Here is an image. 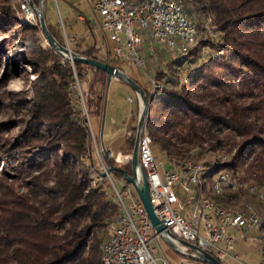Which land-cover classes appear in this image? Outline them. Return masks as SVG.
<instances>
[{
	"label": "trees",
	"instance_id": "trees-1",
	"mask_svg": "<svg viewBox=\"0 0 264 264\" xmlns=\"http://www.w3.org/2000/svg\"><path fill=\"white\" fill-rule=\"evenodd\" d=\"M187 1L211 17L223 35L218 42L202 39L189 54H179L181 65L188 64L202 44L219 52L193 67L180 86L163 85V77L169 74L156 70L150 78L162 87H143L149 99L146 131L168 160L189 155L191 146L186 143L201 146L208 141L218 147L224 138L217 137L215 129L235 132L242 139L236 155L228 161L206 163L203 189L207 190L216 173L230 169L235 176L264 186V137L260 134L264 125V0H184V4ZM10 29L14 34H7ZM31 29L0 0V57L7 55L16 36L22 40ZM74 50L121 68L116 60L98 53L95 40L83 50ZM25 59L35 69L31 97L13 99L25 114L0 123V133L21 127L14 137L0 138V154L19 162L17 174L0 172V264H104L105 241L100 246L101 240L93 235L116 221L120 209L105 182L93 185L90 180V134L80 100L74 97V82L75 74L83 76L82 67L91 71L86 109L89 118L101 116L105 102L101 87L106 88L107 74L39 47ZM193 86L203 92H193ZM239 97L251 100L243 104L237 102ZM133 135L135 127L129 130L124 147ZM124 147V154H130ZM31 150L36 153L32 155ZM4 158L0 156V165ZM107 163L130 173V159L120 165L110 156ZM112 172L123 177L118 170ZM241 197L245 194L227 193L219 200L230 204ZM261 253L264 264V239Z\"/></svg>",
	"mask_w": 264,
	"mask_h": 264
},
{
	"label": "rangeland",
	"instance_id": "rangeland-1",
	"mask_svg": "<svg viewBox=\"0 0 264 264\" xmlns=\"http://www.w3.org/2000/svg\"><path fill=\"white\" fill-rule=\"evenodd\" d=\"M33 3L35 6H39V0H36V2L33 1ZM5 4L9 5L17 14L21 24L28 25L32 27V29L26 32V35L22 40L17 39L16 36L14 42H11L10 44L7 55L0 57V100L4 102L3 104H0V123L6 121L10 117L20 119L25 114V110L23 108L18 109L14 106L13 101L14 98H23V96H26V98L29 99L31 97V81L34 78V74L32 73L35 69L27 63L25 57L31 56V51L37 47L43 52H50V50L54 52L55 50L48 44L42 33L38 17L33 10L32 5L31 13H29V0H5ZM41 5L46 25L49 29L50 24L52 31L51 29H49V31L60 44L68 46L72 51H75V48L83 50L87 44H91L92 41L95 40L99 47L98 53H104L106 38L97 23L99 15L93 12L90 2L86 0H42ZM185 7L188 13H190L189 15L191 19L197 23L199 35H201V38H205V22L208 15L205 16L201 13V10L196 8L192 1H187ZM212 25V32L217 36V39H215L214 42H218L223 33L220 30L215 29L213 23ZM136 29L141 36V42L138 45V49L142 64L138 65L133 60L125 59L124 56L120 58L121 62L117 61L115 63L119 62V66L125 71V73L131 78L136 79L139 84L145 88H150V77H154L156 70L159 69L165 70L169 74L168 77H163L161 81L163 85L180 86L186 81L187 74L193 67L198 64L200 65L202 62L208 60L212 54L219 52L217 48H213L210 44H202L196 54L192 56L193 59H190L188 64L182 63L181 65L180 61L182 62L183 58H179L180 53L167 49L157 40L151 38L149 30H141L137 25ZM13 32L14 29H10L7 34H14ZM200 44L201 42L199 39L198 45ZM144 49H147L146 56ZM58 53L63 56L60 52ZM82 68V77H77L75 74L74 97L77 96L80 100V107L82 108L83 116L88 126L90 134L89 146H91L89 147V150L92 154V167L94 164L96 166V148L100 151L101 157L106 164H108L107 158L112 156L120 165H122L130 159V152H132L135 138V135L131 136L129 144L124 147L127 130L134 126L136 132V124L141 111L139 109L134 116V111L137 106L136 92L123 79L118 77L112 78V80L106 84V88L105 86L101 87L102 95L105 97L102 115H92L89 118L86 109L85 95L87 93L92 73L90 70H85V67ZM192 90L193 92L198 93L203 92L200 87L196 86H193ZM206 99L208 98L204 96L202 100L206 101ZM236 100L239 103L247 104L250 102L251 98L244 99L239 97ZM220 105L221 104L217 102V106L219 107ZM20 128V125H17L5 133H0V138H12L18 134ZM215 133L217 137L224 138V141L218 147H211L208 141H204L201 146L199 144L186 143L184 146H191V149L188 152L189 155L184 153L178 160H168L166 153L152 142L151 149L159 163L160 170L162 171V166L168 169L169 161L173 162L174 165H183L190 157L204 164L231 160L237 153L239 144L242 140L241 137L224 127L221 129H215ZM260 134L264 137V125ZM103 147L108 152L110 151L107 157H104V153L101 151ZM123 147L127 152L130 150V154H126L128 156L127 158L123 155ZM35 153V150H31L32 155ZM0 156L1 158H4V154H0ZM13 157H16V155L14 154ZM123 157L124 160L126 159L125 162L122 160ZM18 165L19 162L17 158L14 160L4 158L3 163L0 165V172L5 171L7 173L17 174L19 169ZM243 168L244 166H240L242 172ZM113 175L116 185L120 188V181L123 177L117 174ZM95 176H97V174H90L91 182L95 180ZM101 182H105L108 185L107 179H103ZM107 188L108 192L111 193L112 188L109 185ZM20 191H22V189ZM254 202H256L257 206L259 205L256 199ZM173 207L176 208L178 206L177 204H174ZM262 213L264 214V212ZM113 225L114 222L111 221L93 235V237H98L101 240L100 246L101 243L107 239ZM228 232L234 234L235 230L230 227L228 228ZM263 234L264 233L259 230L254 229L247 233L246 238H236L233 249L234 252L240 256L244 264H262L261 242L262 239H264ZM259 237L263 238L260 240L258 239ZM160 242L166 257L170 261V263L167 262V264H206L203 262L197 263L194 260L183 257L173 250L162 238L160 239ZM150 246H157L159 248L155 241H153ZM154 256L160 264H163L164 257L160 250L158 253H154Z\"/></svg>",
	"mask_w": 264,
	"mask_h": 264
},
{
	"label": "built area",
	"instance_id": "built-area-1",
	"mask_svg": "<svg viewBox=\"0 0 264 264\" xmlns=\"http://www.w3.org/2000/svg\"><path fill=\"white\" fill-rule=\"evenodd\" d=\"M86 1L90 2L93 12L99 15L98 25L106 40L114 43L111 48L106 44L104 53L101 54L107 59L118 60L124 56L138 65L142 64L138 49L141 36L136 25L141 30H149L151 38L177 53L183 51L185 46H191L193 39L214 40L208 23H205V38H201L196 32V22L190 15L172 10L168 0H139V5H126L124 0ZM153 84V79L150 78V90ZM101 151L104 157L110 153L104 147ZM95 154L97 160L96 166L94 164L92 167V174L97 176L93 185L107 179L112 188V196L120 209L119 217L114 221L107 236L105 252L109 257V264H160L154 256L159 250L164 257L163 264H167L169 260L160 242L162 236L151 225L134 186L123 178L119 188L113 172L107 171L109 165L97 148ZM138 160L147 177L149 201L155 215L174 235L173 240L182 252L191 253L190 249L177 239L197 245L222 264H244L234 252V242L236 238H246L247 233L254 230L257 220L253 217L244 219L238 214L214 213L213 205L196 197L195 173L203 167L194 165V160L186 165H174L169 161V168L162 166L161 171L143 131L138 143ZM101 172L105 174L102 175ZM216 178L221 187L234 189V181L237 178L232 169L226 172V177ZM174 204L178 207L174 208ZM230 227L235 230L234 234L228 232ZM153 241L159 248L150 246Z\"/></svg>",
	"mask_w": 264,
	"mask_h": 264
},
{
	"label": "water",
	"instance_id": "water-1",
	"mask_svg": "<svg viewBox=\"0 0 264 264\" xmlns=\"http://www.w3.org/2000/svg\"><path fill=\"white\" fill-rule=\"evenodd\" d=\"M41 1L42 0H39V6L37 7L33 3V0H29L30 4L33 6V10L35 11L38 17L41 31L44 34L49 45H51L56 51L60 52L65 58L69 59L71 62H81L83 64L92 66L94 68L104 70L107 74V83L110 81V79L113 76L123 79L136 92L137 96L139 97L140 104H141V111L139 113L138 121L136 124L134 144H133V149H132L131 156H130V173H127V171L123 168L114 167L112 165L108 167L107 171L108 172H111L114 170L120 171L123 175V178L134 186L148 214L151 225L155 228L157 232L161 234L163 240L173 250H175L177 253H179L182 256H187L190 259H197L206 264H222L216 257L200 249L197 245L187 242L185 240L177 239L179 243L186 245L190 249L191 253L182 252L180 250L179 245L173 240L175 238L174 235L164 225V223L157 218L150 204L147 177L144 171L142 170V168L140 167L139 160H138L139 138H140L141 131L144 127V124L146 123V118H147L148 111H149V99L147 97V94L144 88L135 79L131 78L128 74H126L119 67L112 65L110 63L104 62L97 58L79 55L75 51H72L68 46H64L60 44L56 40V38L52 35V33L49 31L46 25L45 18L42 12ZM105 155H107V152H105ZM101 174L104 175L105 173L101 172ZM139 175H140V178H139Z\"/></svg>",
	"mask_w": 264,
	"mask_h": 264
},
{
	"label": "bare ground",
	"instance_id": "bare-ground-1",
	"mask_svg": "<svg viewBox=\"0 0 264 264\" xmlns=\"http://www.w3.org/2000/svg\"><path fill=\"white\" fill-rule=\"evenodd\" d=\"M168 3L170 4V6H172V10H176L177 12H185L188 15L190 14L188 13L185 7L184 0H168ZM124 4L139 5V0H124ZM205 23H208L209 30L211 34L214 35V40L217 39L216 34L212 32L213 31L212 18L207 17ZM196 32L199 35V29L197 27V23H196ZM198 41L199 39H193L192 45L185 46V49L181 51L180 54L181 55L189 54L191 49L198 46ZM153 83L154 84L152 89H155L156 87L159 88L162 87L161 84L159 85L156 84L154 80ZM142 131L146 136V139L151 147L153 140L146 131V123L144 124ZM192 160H194V165L203 167L201 171H196L195 173L194 185L196 188V197H200L201 201L213 205L214 213H219L222 215L238 214L244 217V219H251V217H253V219L257 220L254 225V229H257L260 232L264 233V214L262 213L264 212V186H259L251 181L243 180L240 176H235V172H234V176L237 178V180L234 181V189H231L229 187H221L218 182V178L216 177H226V172H230L227 170H222L215 174L210 186L207 188V190H204L202 186L204 180V174L208 171L209 167L204 163L196 161L195 159H187L183 165H186ZM227 193H236V194L244 193L245 197L243 198L241 197V199H238V201L235 203L225 204L221 202L219 199ZM255 199L259 203L258 205L259 207L256 205V202H254ZM261 238L259 237L258 239L261 240ZM106 243H107V239L103 244V263L109 264V257L105 252Z\"/></svg>",
	"mask_w": 264,
	"mask_h": 264
},
{
	"label": "crops",
	"instance_id": "crops-1",
	"mask_svg": "<svg viewBox=\"0 0 264 264\" xmlns=\"http://www.w3.org/2000/svg\"><path fill=\"white\" fill-rule=\"evenodd\" d=\"M99 20V19H98ZM97 23H98V21H97ZM107 44V46L108 47H112L113 45H114V43L112 42V41H109V40H106V43H105V45ZM144 52H145V56L147 55L146 53H147V49H144ZM126 59V58H125ZM121 59H118V60H116V61H119V62H121L120 61ZM118 62V65L120 64ZM121 69V68H120ZM123 70V69H122ZM124 71V70H123ZM125 72V71H124ZM112 78H114V76L112 77ZM112 78L110 79V80H112ZM121 79V78H120ZM136 80V79H135ZM136 104H137V106H136V109H135V111H134V116H135V114L137 113V111L140 109L141 110V104H140V100H139V97L137 96V94H136ZM135 118V117H134ZM134 127V126H133ZM131 129V128H130ZM130 129H128L127 130V135H128V133H129V130ZM110 152V151H109ZM124 155V157H128L126 154H123ZM124 157H123V162H125L126 161V159L124 160ZM121 160V161H122ZM237 254V253H236ZM238 255V254H237ZM239 256V255H238ZM240 257V256H239ZM169 260V259H168ZM191 260H193V259H191ZM195 261V260H194ZM169 263H170V261H169Z\"/></svg>",
	"mask_w": 264,
	"mask_h": 264
}]
</instances>
